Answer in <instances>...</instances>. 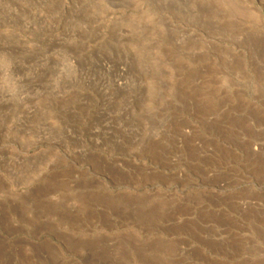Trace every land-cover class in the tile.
Wrapping results in <instances>:
<instances>
[{"label": "rangeland", "instance_id": "1", "mask_svg": "<svg viewBox=\"0 0 264 264\" xmlns=\"http://www.w3.org/2000/svg\"><path fill=\"white\" fill-rule=\"evenodd\" d=\"M0 264H264V0H0Z\"/></svg>", "mask_w": 264, "mask_h": 264}]
</instances>
